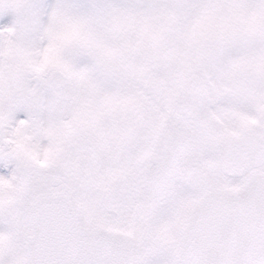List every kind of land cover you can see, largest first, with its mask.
Listing matches in <instances>:
<instances>
[{
  "label": "snow or ice",
  "instance_id": "1",
  "mask_svg": "<svg viewBox=\"0 0 264 264\" xmlns=\"http://www.w3.org/2000/svg\"><path fill=\"white\" fill-rule=\"evenodd\" d=\"M0 264H264V0H0Z\"/></svg>",
  "mask_w": 264,
  "mask_h": 264
}]
</instances>
